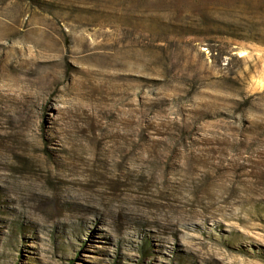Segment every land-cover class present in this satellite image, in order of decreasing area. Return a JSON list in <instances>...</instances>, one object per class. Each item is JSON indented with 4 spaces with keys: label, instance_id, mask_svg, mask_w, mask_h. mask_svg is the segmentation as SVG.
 <instances>
[{
    "label": "rangeland",
    "instance_id": "obj_1",
    "mask_svg": "<svg viewBox=\"0 0 264 264\" xmlns=\"http://www.w3.org/2000/svg\"><path fill=\"white\" fill-rule=\"evenodd\" d=\"M0 264H264V0H0Z\"/></svg>",
    "mask_w": 264,
    "mask_h": 264
}]
</instances>
